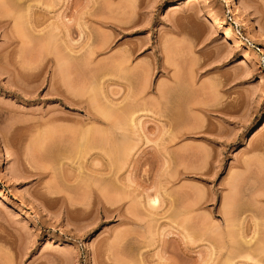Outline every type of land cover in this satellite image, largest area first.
Segmentation results:
<instances>
[{"label":"rangeland","instance_id":"obj_1","mask_svg":"<svg viewBox=\"0 0 264 264\" xmlns=\"http://www.w3.org/2000/svg\"><path fill=\"white\" fill-rule=\"evenodd\" d=\"M15 1L0 264H264V0Z\"/></svg>","mask_w":264,"mask_h":264},{"label":"bare ground","instance_id":"obj_2","mask_svg":"<svg viewBox=\"0 0 264 264\" xmlns=\"http://www.w3.org/2000/svg\"><path fill=\"white\" fill-rule=\"evenodd\" d=\"M16 1H17V2H16ZM16 1H15V2L18 3L19 5H21L22 2H23V4H24V0H16ZM18 4H17V5H18ZM19 7H20V6H19ZM19 7L17 8L18 10H19ZM21 7H22V6H21ZM21 7H20V8H21ZM27 7H28V10H29V9H31L33 6H32V7H31V6H27ZM24 8H25V7L23 6V10H24ZM21 9H22V8H21ZM21 9H20V10H21ZM26 9H27V8H26ZM26 9H25V10H26ZM235 9H236V7H235ZM20 12H21V11H20ZM23 12H24V11H23ZM23 12L20 13V14H21V15L24 14ZM17 13H18V11H17ZM25 13H26V12H25ZM235 14H237V13L235 12ZM239 14H240V13L238 12V16H240L242 13H241L240 15H239ZM6 16H7V15H6ZM19 16H20V15H19ZM19 16H17V17L19 18ZM22 17H23V15H22ZM0 18H1V17H0ZM3 18H4V17H3ZM18 18H15V19H18ZM20 19H21V17H20ZM15 21H16V20H15ZM18 21L20 22V20H18ZM19 22H18V24L21 25V22H20V23H19ZM4 23H5V22H4ZM49 35H50V34H49ZM47 36H48V35H47ZM48 38H50V37H48ZM52 39H53V38H52ZM49 40L51 41V39H49ZM50 41H48L47 46H46V44L44 45V47H46V54H47L48 56H51L50 54L54 53V52H53V50H54V48H53V47H54V45H53V44H54V40L52 41L53 44H51L52 42H50ZM13 42H14V41H13ZM44 49H45V48H44ZM5 50H6V49H5ZM10 51H11V50H10ZM5 52L8 53V54H11V53L13 54V53H14V51L9 53V50H8V51L6 50ZM44 52H45V51H44ZM6 53H5V54H6ZM19 53H21V52H19ZM12 54H11V55H12ZM44 54H45V53H44ZM63 56H64V55H63ZM63 56H62V57H63ZM37 57H39V56H37ZM52 57H53V56H52ZM54 57H55V55H54ZM39 58H40V57H39ZM46 58H47V57H46ZM55 58H57V57H55ZM60 58H61V57H60ZM70 58H71V57L68 56V55H67L66 57L61 58V59H60L61 62H59V67H60V68L58 67L59 70H61V71H60L61 73L59 72L60 75H59V73H58V75L61 76V77H59V79L61 78V79L63 80V82H62V80H61V84H63L64 87L67 88V89H69V90H70V88H68V83H69V82H68V79L70 78V77L68 76V75H69V71H70L69 68H70V66H72L71 64H73V62L70 61V60H71ZM40 59H41V58H40ZM42 59H43V57H42ZM62 59H64V60H62ZM245 59H247V57H245ZM36 60H37V59H36ZM33 61H34V60H33ZM33 61L31 60L30 62H33ZM40 61H41V60H40ZM57 61H58V59H57ZM70 62H71V64H70ZM38 63H39V61H38ZM41 63H42V62H41ZM41 63H40V64H41ZM27 64H28V63H26V64L24 63V64H23V65H24V68H25V65H27ZM29 64H30V63H29ZM33 64H34V62H33ZM35 64H36V63H35ZM13 65H14V64H13ZM36 65H37V64H36ZM28 66H29V65H28ZM19 67H20V65H19ZM19 67H18V68H19ZM36 67H37V66H35V68H36ZM39 67H41V66H39ZM29 68H30V67H29ZM33 68H34V67H33V65H32V69H33ZM23 70H24V69H23ZM28 70H31V69H28ZM34 70H35V69H34ZM24 71H25V70H24ZM31 71H32V70H31ZM19 72H20V68H19ZM33 72H34V71H33ZM21 75H24V74H21ZM28 75H29V74H28ZM31 76H32V75H31ZM174 78H175V77H174ZM174 78H173V81L175 80L174 82L176 83V79H174ZM52 79H53V78H52ZM173 81H172V82H173ZM54 82H55V81H54ZM54 82H53V83H54ZM57 82H58V81H57ZM58 83H59V82H58ZM51 84H52V83H51ZM52 85H53V84H52ZM63 85H60V86H63ZM53 86H54V85H53ZM55 86H56V85H55ZM55 86H54V87H55ZM69 86H70V84H69ZM56 87H58V86H56ZM51 88H52V87H51ZM52 89H53V88H52ZM57 89H58V88H57ZM67 89H66V90H67ZM53 91H54V90H53ZM64 92H65V91H64ZM66 92H68V90H67ZM66 92H65V93H66ZM70 92H71V90H70ZM61 94H62V93H61ZM61 94H60V96H61ZM68 94H70V93H68ZM67 96H68L67 94H66V97H63V96H62V97H63V101H62V102L64 103V105L73 106V103H72L73 100L70 101V100H69L70 98H68ZM80 103H81V102H80ZM81 104H82V103H81ZM79 105H80V104H79ZM109 109H110V108H108V110H109ZM105 110H106V109H105ZM102 111H103V110H102ZM102 111H101V112H102ZM106 111H107V110H106ZM110 111H111V110H110ZM110 111H109V112H110ZM103 112H104V111H103ZM103 112H102L101 114H103V116L106 118V116H108V115H106V113H103ZM1 113H2V112H1ZM1 113H0V114H1ZM111 113H112V111H111ZM104 114H105V115H104ZM107 114H109V113H107ZM110 116H111V115H110ZM94 117H95V116H94ZM91 118H92V117H91ZM57 119H58V118H57ZM53 120H54V119H53ZM93 120H94V121H98V120L95 119V118H94ZM132 120H133V119H132ZM47 121H48V120H47ZM49 121H50V120H49ZM54 121H56V118H55ZM100 121H101V120H100ZM133 121H134V120H133ZM20 122H21V121H19V123H20ZM44 122H45V121H44ZM52 122H53V121H52ZM52 122H51V123H52ZM101 122H102V121H101ZM130 122H132V121H130ZM16 123H17V122H15V124H16ZM19 123H18V124H19ZM9 124H10V123H9ZM15 124H14V125H15ZM26 124H27V123H26ZM31 124H32V123H31ZM44 124H45V123H44ZM49 124H50V123H49ZM81 124H82V123H81ZM23 125H25V124L23 123ZM27 125H28V124H27ZM84 125H85V124H84ZM19 126H20V125H19ZM30 126H32V125H30ZM39 126H40V125H39ZM39 126H38V124H37V130L40 129V128H43V127H47V126L51 127L50 125H47V126L43 125V127H41V126H42V125H41L40 128H39ZM52 126H53V125H52ZM81 126H83V125H81ZM5 127H8V126H5ZM13 127H14V126H13ZM33 127H34V125H33ZM49 127H48V128H49ZM9 128H10V125H9ZM9 128H8V129L5 128V129H6L5 131L2 130V131H4V133H1V131H0V133H1V135H2V138L5 139V141H7V140H9V139H12V138L14 137L15 133H16V132H14V131H16V129L13 130L14 134H13V132L10 130V129H12V126H11L10 129H9ZM25 128H28V126L25 127ZM35 128H36V127H35ZM64 128H65V127H64ZM82 128H83V127H82ZM19 129H21V128L19 127ZM19 129H18V130H19ZM46 129H47V128H46ZM61 129H62V128H61ZM65 129H66V128H65ZM37 130H36V132H37ZM68 130H69L68 128L66 129V131L64 130V131H65V134H66V132H68ZM84 130H85V129H84ZM50 131L52 132V127H51V129L48 130V132H50ZM53 131H55V132L57 133V131H56L55 128L53 129ZM58 131H59V130H58ZM70 131H73V132H74V130H70ZM75 131H76V130H75ZM11 132H12V133H11ZM42 132H43V131H42ZM80 132H81V134H80ZM87 132H88V130L86 131V134H87ZM45 133H46V132H45ZM61 133H63V131H61ZM61 133H60V134H61ZM70 133H71V132H70ZM78 133L80 134V135H79V137H80L79 140H80V141H82L81 138L84 139V137H87V136L85 135V132H84L83 130H82V131L79 130ZM42 134H43V133H42ZM48 134H49V133H48ZM51 134H53V132H52ZM76 134H77V132H76ZM9 135H10V136H9ZM16 135H17V134H16ZM18 135H19V133H18ZM44 135H45V134H44ZM46 135H47V134H46ZM58 135H59V134H58ZM66 135H67V134H66ZM66 135H63V136H66ZM68 135H69V134H68ZM87 135H88V134H87ZM38 136H40V137L42 136V137H43V135H41L40 133H38V135H36V137H35L36 139L33 140V141L31 140V142H32V143L38 148V150H39V148H40V150H41V148H42V150L46 148V149H45V151H46V150H47V147H45V146H47V144L44 146L43 138H42V137H41L42 139H41V138H37ZM47 136L49 137V136H51V135L49 134V135H47ZM53 136H55V135H53ZM53 136H52V137H53ZM59 136H60V135H59ZM61 136H62V135H61ZM72 136H73V135H72ZM48 137H45V138H48ZM67 137H68V136H67ZM67 137H66V138H67ZM73 138H75V137H73ZM6 139H7V140H6ZM33 139H34V138H33ZM49 139H51V138H49ZM56 139H57V138H56ZM56 139H55V141H56ZM58 139H59V138H58ZM71 139H72V138H71ZM85 139H86V138H85ZM85 139H84V140H85ZM12 140H15V139H12ZM44 140H45V139H44ZM60 140H61V139H60ZM84 140H83V141H84ZM9 141H10V140H9ZM69 141H70V140H69ZM83 141H82V142H83ZM19 142H20V141H19ZM19 142H18V143H19ZM52 142H53V140H52ZM73 142H74V139H73ZM82 142H81V145L84 146V145L82 144ZM84 142H85V141H84ZM84 142H83V143H84ZM65 143H67V142H65ZM68 143H69V142H68ZM76 143H77V142H76ZM55 144H56V143H55ZM55 144H54V145H55ZM74 144H75V143H74ZM84 144H85V143H84ZM48 145H49V144H48ZM54 145H53V146H54ZM61 145H62V144H61ZM61 145H60V146H61ZM65 145H66V144H65ZM35 146H34V147H35ZM51 146H52V145H51ZM51 146H50V147H51ZM74 146H75V145H74ZM79 146H80V145H79ZM36 147H35V148H36ZM44 147H45V148H44ZM50 147H48V148H50ZM51 148H53V147H51ZM51 148H50V149H51ZM77 148H79L78 145H77ZM79 149H80V148H79ZM81 149H82V148H81ZM51 150H52V149H51ZM36 151H37V149H36ZM45 151H41V152H43V153L45 154ZM47 151H48V150H47ZM47 151H46V152H47ZM49 151H50V150H49ZM53 151H54V150H53ZM37 153H38V152H37ZM48 153H49V152H48ZM39 154H40V153H39ZM41 154H42V153H41ZM41 154H40V155H41ZM42 155H43V154H42ZM45 156H46V155H45ZM49 156H51V155H49ZM42 157H43V156H42ZM46 157H48V156H46ZM43 158H44V157H43ZM44 159H45V158H44ZM47 159H50V158H47ZM47 159H46V160H47ZM25 160H26V159H25ZM26 161H27V160H26ZM19 163H20V162H19ZM93 191H94V193H99V194H101V189H99V188H95V190L93 189ZM3 196H4V194L0 191V198L3 197ZM100 197H101V195H100ZM156 198H157V197H156ZM156 198H153L152 200H150V201H151L150 203H151L152 205H154V204L157 203V199H156ZM99 200H100V199H99Z\"/></svg>","mask_w":264,"mask_h":264}]
</instances>
